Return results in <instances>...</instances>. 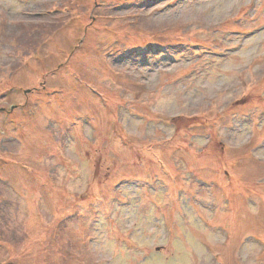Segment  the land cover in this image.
<instances>
[{"label": "rangeland", "instance_id": "rangeland-1", "mask_svg": "<svg viewBox=\"0 0 264 264\" xmlns=\"http://www.w3.org/2000/svg\"><path fill=\"white\" fill-rule=\"evenodd\" d=\"M262 151L264 0H0V264H264Z\"/></svg>", "mask_w": 264, "mask_h": 264}, {"label": "bare ground", "instance_id": "bare-ground-1", "mask_svg": "<svg viewBox=\"0 0 264 264\" xmlns=\"http://www.w3.org/2000/svg\"><path fill=\"white\" fill-rule=\"evenodd\" d=\"M256 157H258L259 159H264V151H262V152H259L258 154H257V156ZM255 157V158H256Z\"/></svg>", "mask_w": 264, "mask_h": 264}]
</instances>
